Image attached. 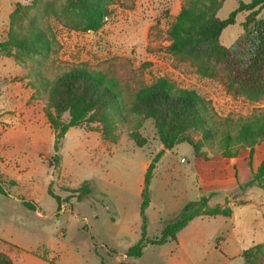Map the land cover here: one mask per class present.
Listing matches in <instances>:
<instances>
[{"label": "rangeland", "instance_id": "obj_1", "mask_svg": "<svg viewBox=\"0 0 264 264\" xmlns=\"http://www.w3.org/2000/svg\"><path fill=\"white\" fill-rule=\"evenodd\" d=\"M242 1L249 3L251 0ZM208 3L217 8L219 19L227 18L238 6L237 0H208ZM186 5L187 0H111L104 25L97 31L85 32L76 29L82 20L73 0H11L8 18L0 17V41L17 33L28 39L31 35L29 27L35 26L47 33L52 46L49 51L44 50L43 55L16 50L7 57L0 52V74L10 73V82L17 83L18 99V108L9 109L4 95L10 93L4 94L7 85L0 82V186L3 188L0 193V250L6 243L17 249L40 250L42 244L59 230L61 236L66 237L67 223L60 215L71 208L67 204L70 201L80 216L85 214L93 220L92 212L97 209L101 219L108 218L104 208L106 203L100 197L102 187L107 191L119 190L114 183L122 174L128 178L131 189L144 153L154 152L161 145L153 119L125 112V120L113 123L109 140H105L110 148L99 149L95 133H92L102 134L103 124L87 120L69 129L57 152L52 120L68 122L70 115L51 105L48 90L49 84L69 66H84L117 80L127 106L140 88L160 77L168 78L176 87L196 90L209 102L208 124L214 136L210 140L201 139L202 133L194 129L186 136L194 142H202L206 154L228 151L222 142L225 136L235 135L243 122L264 110V100L253 101L229 91L219 65L218 74L207 77L190 61L169 51V29ZM245 18L246 14H238L236 24L223 31L222 46L232 49L240 41ZM258 20L264 26V9ZM24 109L35 121L31 120L21 128L15 118L18 113L22 116ZM178 146L182 154L191 151L187 143ZM246 149L251 150L238 144L230 146L232 153ZM56 153L60 156L59 165H55L53 158ZM105 169L109 171L111 181L100 178ZM67 177L92 179L94 185L88 181L91 196L83 201L70 200L77 194L68 195L66 189L72 188L66 186ZM125 194L132 202V192L125 191ZM56 197L61 199L60 205ZM62 205L66 206L64 211H61ZM71 214L70 210L66 213L68 237L81 244L84 264H96L92 262L86 221L76 222L69 218ZM251 222L246 223L241 237L257 236ZM96 227H100V222ZM128 242L120 244L113 240L110 244L121 252L126 250ZM117 252L101 250L106 264H160L156 252L148 251L140 260ZM239 263L231 261L229 264ZM246 264H264V253L250 254Z\"/></svg>", "mask_w": 264, "mask_h": 264}, {"label": "trees", "instance_id": "obj_2", "mask_svg": "<svg viewBox=\"0 0 264 264\" xmlns=\"http://www.w3.org/2000/svg\"><path fill=\"white\" fill-rule=\"evenodd\" d=\"M237 1V8L227 18L219 19L216 16L217 8L210 5L208 0H187V5L182 8L169 29L168 49L172 54L190 61L200 74L207 77H215L219 65L229 91L236 96L262 101L264 26L258 18L264 9V0H251L249 3ZM110 3L111 0H73L82 20V24L76 25V29L85 32L99 30L110 13ZM240 13L246 14L242 38L232 49L222 46L220 37L223 31L236 24ZM28 30L31 34L28 39L22 33H17L0 41V52L9 57L16 50L43 55L44 50L51 49L52 41L45 31L35 26ZM49 85L51 105L60 112L68 111L70 115L68 122L52 120L56 130L54 147L57 152L61 139L68 130L87 120L92 123L101 122L104 126L102 138L109 140V134L114 129L113 123L124 121L125 112L153 119L160 142L168 149L187 143L199 155L204 151L202 142L190 140L186 133L194 129L202 133L201 139L210 140L214 136L213 129L208 124L209 102L196 90L176 87L166 77H160L154 83L140 88L129 106L124 101L117 80L84 66H69ZM222 142L228 151L220 154L226 157L237 156L240 152H230L232 144L249 147L253 152L256 145L264 142V110L253 119L243 122L235 135L227 134ZM161 154L159 152L156 155L145 175L141 203L143 232L140 240L127 249L125 255L130 258H140L147 245H162L176 240L178 232L198 216L231 215L228 206H211L209 197L203 196L197 201L188 202L178 215L166 221L159 236L147 238L145 209L150 204V182ZM53 158L55 165H59V154L56 153ZM255 183L264 188V161L246 186ZM66 190L77 194L78 200L87 198L92 192L88 181H83L76 189ZM2 192L3 188L0 186V193ZM56 200L60 205L61 199L56 197ZM25 204L30 206L29 203ZM261 252L264 253L262 246L251 249L244 253L245 260L248 261L250 254ZM0 264H13V261L6 254L0 253ZM102 264L106 263L102 261Z\"/></svg>", "mask_w": 264, "mask_h": 264}, {"label": "crops", "instance_id": "obj_3", "mask_svg": "<svg viewBox=\"0 0 264 264\" xmlns=\"http://www.w3.org/2000/svg\"><path fill=\"white\" fill-rule=\"evenodd\" d=\"M10 6L11 0H0V17L3 15L5 19L8 18L11 12ZM9 74L1 73L0 82L7 85L4 94L10 93L4 95L6 106L9 109H17V83L10 82ZM16 115L15 119L17 123L20 122L21 128L31 120L35 121L26 110L22 116L20 113ZM92 133H95L99 149L110 148V144L102 138L100 132ZM178 145L168 149L161 144L154 152L144 153V157L139 161L138 174L131 189L128 188V178L122 174L114 183V186L120 187L119 190L107 191V188L102 187L100 197L106 203L104 208L107 210L108 218L101 219L97 209L92 212L95 216L93 220L85 214L80 216L74 209L73 202L70 201L67 204L71 208L60 215L64 216L67 223L68 229L63 228L66 237L61 236L59 230L42 244L40 250L17 249L6 243L0 253L12 259L13 264H84L86 261L81 257V244L79 241L73 242L68 237L70 230L66 213L70 210L72 214L69 218L76 222H80L81 219L86 221L93 263L105 262L101 254L102 249L117 252L110 244L113 240L120 244L129 240L126 250L117 252L125 255L127 249L142 237L141 203L145 175L153 159L162 152L150 182V204L145 209L147 238L159 236L166 221L178 215L188 202L197 201L203 196L209 197L211 206L218 204L228 206L231 215L198 216L178 232L176 240L162 245H147L143 255L137 259L140 260L146 252L152 251L158 254L160 264H229L231 261L246 264L244 253L259 246L264 247V188L255 184L246 186L264 161V142L256 145L253 152L242 150L234 157L204 152L197 155L189 144L191 151L182 154ZM100 178L105 182L111 181L107 169L100 174ZM83 181H90L94 185L90 178L73 180L67 177L66 186L72 189L78 188ZM66 191L68 195L71 194L70 191ZM125 191L132 192V202L128 201ZM89 197L78 200L75 196L70 200L83 201ZM112 212L114 215H111ZM98 222L100 227L97 228ZM248 222L254 223V231L257 235L249 239L241 237L243 228ZM247 232H251V229H247Z\"/></svg>", "mask_w": 264, "mask_h": 264}, {"label": "built area", "instance_id": "obj_4", "mask_svg": "<svg viewBox=\"0 0 264 264\" xmlns=\"http://www.w3.org/2000/svg\"><path fill=\"white\" fill-rule=\"evenodd\" d=\"M61 207H62V210H61V211H64V210H65V208H66V206H65V205H62Z\"/></svg>", "mask_w": 264, "mask_h": 264}]
</instances>
